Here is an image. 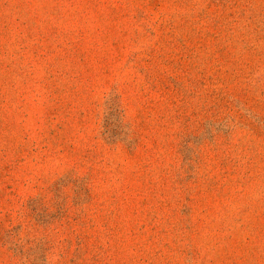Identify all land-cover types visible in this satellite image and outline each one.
I'll return each instance as SVG.
<instances>
[{"label":"rangeland","instance_id":"rangeland-1","mask_svg":"<svg viewBox=\"0 0 264 264\" xmlns=\"http://www.w3.org/2000/svg\"><path fill=\"white\" fill-rule=\"evenodd\" d=\"M0 264H264V0H0Z\"/></svg>","mask_w":264,"mask_h":264}]
</instances>
